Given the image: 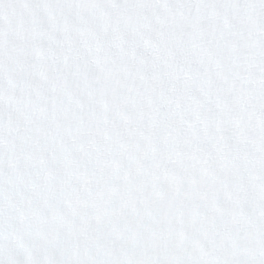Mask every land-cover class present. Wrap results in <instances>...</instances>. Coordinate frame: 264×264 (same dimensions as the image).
I'll use <instances>...</instances> for the list:
<instances>
[{"label": "snow or ice", "instance_id": "snow-or-ice-1", "mask_svg": "<svg viewBox=\"0 0 264 264\" xmlns=\"http://www.w3.org/2000/svg\"><path fill=\"white\" fill-rule=\"evenodd\" d=\"M0 264H264V0H0Z\"/></svg>", "mask_w": 264, "mask_h": 264}]
</instances>
